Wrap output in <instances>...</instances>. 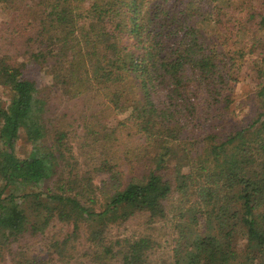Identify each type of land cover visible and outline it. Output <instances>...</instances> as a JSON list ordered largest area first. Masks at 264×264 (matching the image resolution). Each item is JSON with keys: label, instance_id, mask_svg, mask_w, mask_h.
Returning <instances> with one entry per match:
<instances>
[{"label": "trees", "instance_id": "obj_1", "mask_svg": "<svg viewBox=\"0 0 264 264\" xmlns=\"http://www.w3.org/2000/svg\"><path fill=\"white\" fill-rule=\"evenodd\" d=\"M18 4L0 0L21 18ZM27 10L28 63L72 98L98 86L144 141L123 155L137 173L125 181L104 158L109 177L94 185L72 164L67 132L52 128L36 71L0 56V256L57 222L73 235L85 227L91 264H167L151 234L111 240V227L141 216L175 223L169 264H264V0H39ZM241 77L259 105L246 124L229 115ZM22 134L27 158L16 153Z\"/></svg>", "mask_w": 264, "mask_h": 264}, {"label": "rangeland", "instance_id": "obj_2", "mask_svg": "<svg viewBox=\"0 0 264 264\" xmlns=\"http://www.w3.org/2000/svg\"><path fill=\"white\" fill-rule=\"evenodd\" d=\"M18 2L23 10L21 18L15 17L18 11L0 5V56L4 54L17 56L18 61L24 60L29 65V71H36L34 77L39 88L48 93L46 98L50 101L48 115L53 120L52 128L58 126L69 135L66 140L68 148H71L69 156H72V164L77 161L76 166L80 175L88 174L93 177L94 185L101 187L109 174L102 172L100 163L107 158L118 165L117 170L124 173L125 181L129 180L131 173H137L140 166L136 164L134 168H129L124 163L123 155L125 151L136 150L144 141V136L137 134L136 127L128 120L130 115L127 116L116 109L98 86L92 89L87 86L83 94L72 98L59 88L51 87L52 78L48 72L42 68L39 71L37 65L28 63L32 45L27 39L33 35L31 24L34 18L30 14L32 12L26 11V6L33 7L39 0ZM255 92L254 81L241 77L232 96L234 103L230 107V113L234 114H229L232 120L245 124L252 121L256 109H259ZM0 98L7 99V93L3 88H0ZM95 133H97L95 139L88 138V135ZM50 141L51 139H48L46 145H50ZM31 148L25 134H22L16 145L17 155L27 158ZM96 209H99V206H96ZM174 224L172 221H160L157 225L150 226L146 218L140 216L122 225L111 227L109 234L112 241L151 234L159 243L157 257L166 259L169 264L173 257L171 250L174 246L173 240L176 238ZM87 237L85 227H82L78 235H73L70 225L55 222L45 235H39L22 246L14 245L16 247L14 253L18 251L20 255L16 254V257L5 253L0 256V264H23L27 259H38L46 264H91V258L86 256L89 252Z\"/></svg>", "mask_w": 264, "mask_h": 264}]
</instances>
